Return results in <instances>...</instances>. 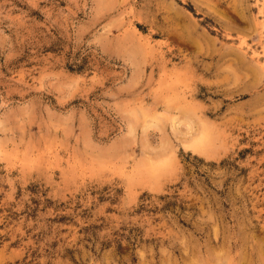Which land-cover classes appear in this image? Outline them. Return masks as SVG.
Masks as SVG:
<instances>
[{"label": "rangeland", "instance_id": "1", "mask_svg": "<svg viewBox=\"0 0 264 264\" xmlns=\"http://www.w3.org/2000/svg\"><path fill=\"white\" fill-rule=\"evenodd\" d=\"M0 264H264V0H0Z\"/></svg>", "mask_w": 264, "mask_h": 264}]
</instances>
